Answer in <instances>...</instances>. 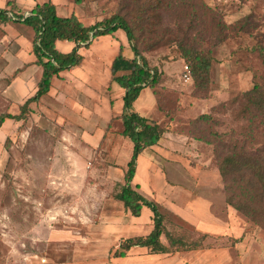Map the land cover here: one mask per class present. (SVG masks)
Returning a JSON list of instances; mask_svg holds the SVG:
<instances>
[{
  "label": "rangeland",
  "instance_id": "374dc122",
  "mask_svg": "<svg viewBox=\"0 0 264 264\" xmlns=\"http://www.w3.org/2000/svg\"><path fill=\"white\" fill-rule=\"evenodd\" d=\"M84 1L95 3L103 18L115 14L120 3ZM205 1L223 30L217 29L212 38L199 30L191 36L214 57L209 98L218 107L216 129L230 133L227 146L217 141L204 143L196 154H166L178 161L174 168L163 163L166 182L159 179L149 188L137 181L132 185L160 206L172 234H181L183 227L207 232L204 247L164 254L140 247L116 257L122 239L151 233L154 214L144 208L141 217H134L117 199L125 176L113 168L121 158L113 160L98 144L88 151L87 142L68 123L63 128L62 121L40 122L42 109L34 103L25 120L0 119V264H264V229L226 202L219 172L222 156L216 153L219 147L226 154L232 141L246 138L247 121L234 117L230 100L257 82L264 84V0ZM178 23L167 19L152 26L160 31L150 38L146 32L145 42L150 45L161 33L177 37ZM217 35L226 40L219 42ZM142 53L168 62L181 56L174 43ZM8 84L7 78L1 80L0 116L22 112L19 100L6 90ZM263 141L260 137L253 146ZM145 174L140 171L142 179Z\"/></svg>",
  "mask_w": 264,
  "mask_h": 264
},
{
  "label": "trees",
  "instance_id": "16d2710c",
  "mask_svg": "<svg viewBox=\"0 0 264 264\" xmlns=\"http://www.w3.org/2000/svg\"><path fill=\"white\" fill-rule=\"evenodd\" d=\"M213 10L205 0H120L115 14L94 26H86L76 14L59 16L55 4L49 2L36 7L23 21L35 30L33 51L37 56V63L43 66V76L36 94L21 106L22 112L19 115H1L2 122L6 118L25 120V113L31 103L39 101L50 91L54 76L81 64L83 56L79 53V48H74L70 53H61L56 48L58 40L73 41L80 46L82 43H91L92 38L122 29L135 52L136 57L133 60L119 55L113 63L114 80L126 89L122 134L134 142V152L119 196L125 208L135 216L141 215L144 206L149 207L154 214V229L147 236L122 240L115 253L116 257H124L127 251L138 247L162 254L200 250L209 237L208 233L187 227H183L179 235L172 234L165 224L166 217L160 207L134 189L131 183L136 174L139 155L148 147L158 144L167 131L164 126L141 116L133 108L142 89L146 86L155 87L161 79V73L150 66L142 50L176 44L181 57L191 69L195 83L194 96L209 98L214 57L212 51L204 48L191 34L199 30L201 34H208L212 38L217 29L223 30V22L217 19ZM8 19L6 11L0 10V21ZM167 19L179 21L177 31L180 34L177 37H166L161 33L160 38L151 40L148 45L145 42L146 32L148 38L157 36L155 34L160 30H154L152 26L157 27ZM226 37L217 35L219 42H224ZM121 72L124 74H120ZM229 104L234 117L247 121V126L246 138L233 139L226 154L217 147L216 153L222 156L219 172L225 183L226 202L264 229V141L261 146H253L260 137L264 139V84L255 83L251 89L234 96ZM217 108L214 106L209 113L191 120L190 133L193 138L203 143L220 141L224 147L227 146L226 138L230 137V133H222L216 129L220 124L214 115ZM164 237L167 242L163 241Z\"/></svg>",
  "mask_w": 264,
  "mask_h": 264
},
{
  "label": "crops",
  "instance_id": "0c3cea01",
  "mask_svg": "<svg viewBox=\"0 0 264 264\" xmlns=\"http://www.w3.org/2000/svg\"><path fill=\"white\" fill-rule=\"evenodd\" d=\"M49 2L55 4L59 16L76 14L86 26H94L107 18H103L95 3L87 4L84 0H0V10L6 11L9 16L7 21H0V83L3 78L10 81L6 90L13 100H19L21 106L36 94L43 76V66L37 63L33 51L35 30L23 21L36 7ZM20 16L22 19H19ZM56 48L61 53H70L74 48H79L83 60L80 65L54 76L50 91L39 101L31 103L42 109L40 122H49L50 119L52 122L62 121L63 128L70 124L75 132L78 130L77 136L87 142L85 149L94 151L95 144H98L113 160L121 158L119 167H109L119 169L125 176L134 152V142L122 134L126 89L114 80L113 63L119 55L129 60L136 57L126 32L118 29L112 34L92 38L91 43L80 46L73 41L58 40ZM144 56L150 66L161 73V79L155 87L142 89L133 108L141 116L167 129L160 142L145 149L137 159V170L131 185L137 181V185L149 188L159 179L165 181V173L161 171L165 167L164 162L174 164L173 168L177 166L178 161L168 158L166 154H196L197 148L205 146L190 136L185 126L200 115L209 113L215 102L214 97L194 96L195 83L190 81L192 78L185 79L187 64L181 56L170 62L167 59L160 61L156 57L151 59L147 54ZM141 170L146 171L143 179ZM140 193L154 202L147 192ZM120 194L121 191L117 199L125 208ZM144 208L152 211L144 206L140 216L131 215L141 217Z\"/></svg>",
  "mask_w": 264,
  "mask_h": 264
},
{
  "label": "built area",
  "instance_id": "2783aa9c",
  "mask_svg": "<svg viewBox=\"0 0 264 264\" xmlns=\"http://www.w3.org/2000/svg\"><path fill=\"white\" fill-rule=\"evenodd\" d=\"M192 78L191 69L188 65L185 66V79L190 80Z\"/></svg>",
  "mask_w": 264,
  "mask_h": 264
}]
</instances>
